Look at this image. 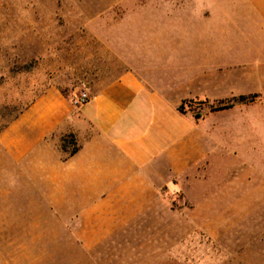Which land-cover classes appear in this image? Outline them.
Masks as SVG:
<instances>
[{
	"label": "crops",
	"instance_id": "1",
	"mask_svg": "<svg viewBox=\"0 0 264 264\" xmlns=\"http://www.w3.org/2000/svg\"><path fill=\"white\" fill-rule=\"evenodd\" d=\"M132 1L80 9L100 44L80 77L89 101L72 103L78 85H52L0 133L21 185L42 191L37 209L90 252L139 235L161 218L164 190L191 189L222 157L229 186L254 189L237 202L264 191V0ZM254 94L198 118L178 110Z\"/></svg>",
	"mask_w": 264,
	"mask_h": 264
},
{
	"label": "rangeland",
	"instance_id": "2",
	"mask_svg": "<svg viewBox=\"0 0 264 264\" xmlns=\"http://www.w3.org/2000/svg\"><path fill=\"white\" fill-rule=\"evenodd\" d=\"M93 1L0 0V133L48 87L84 89V60L100 44L86 28L94 14L80 9ZM232 98L188 99L184 110L198 118ZM227 158L191 189L164 190L161 218L131 231L139 235L90 252L67 222L37 209L42 191L21 185V165L0 147V264H264V191L237 202L254 189L229 186Z\"/></svg>",
	"mask_w": 264,
	"mask_h": 264
},
{
	"label": "built area",
	"instance_id": "3",
	"mask_svg": "<svg viewBox=\"0 0 264 264\" xmlns=\"http://www.w3.org/2000/svg\"><path fill=\"white\" fill-rule=\"evenodd\" d=\"M90 99V94L86 89H81L72 95L71 101L76 106H81L87 103Z\"/></svg>",
	"mask_w": 264,
	"mask_h": 264
},
{
	"label": "trees",
	"instance_id": "4",
	"mask_svg": "<svg viewBox=\"0 0 264 264\" xmlns=\"http://www.w3.org/2000/svg\"><path fill=\"white\" fill-rule=\"evenodd\" d=\"M255 97V94L254 95H241V96H237V97H233L231 102H237V101H245V100H248V99H251ZM188 99H185L178 107V110L182 113H185V110H184V105L185 103H187L188 101L191 102L192 100H188Z\"/></svg>",
	"mask_w": 264,
	"mask_h": 264
}]
</instances>
